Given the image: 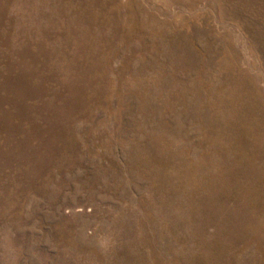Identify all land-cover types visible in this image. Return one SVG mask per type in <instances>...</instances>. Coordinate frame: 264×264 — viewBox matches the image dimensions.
<instances>
[{
	"label": "rangeland",
	"instance_id": "rangeland-1",
	"mask_svg": "<svg viewBox=\"0 0 264 264\" xmlns=\"http://www.w3.org/2000/svg\"><path fill=\"white\" fill-rule=\"evenodd\" d=\"M0 264H264V0H0Z\"/></svg>",
	"mask_w": 264,
	"mask_h": 264
}]
</instances>
